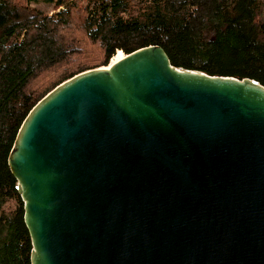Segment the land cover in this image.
I'll list each match as a JSON object with an SVG mask.
<instances>
[{
  "label": "water",
  "instance_id": "obj_1",
  "mask_svg": "<svg viewBox=\"0 0 264 264\" xmlns=\"http://www.w3.org/2000/svg\"><path fill=\"white\" fill-rule=\"evenodd\" d=\"M8 166L31 264H264V86L148 45L44 95Z\"/></svg>",
  "mask_w": 264,
  "mask_h": 264
},
{
  "label": "trees",
  "instance_id": "obj_2",
  "mask_svg": "<svg viewBox=\"0 0 264 264\" xmlns=\"http://www.w3.org/2000/svg\"><path fill=\"white\" fill-rule=\"evenodd\" d=\"M0 0V264H31L8 154L30 109L115 53L158 45L173 66L264 86V0ZM71 1V2H70Z\"/></svg>",
  "mask_w": 264,
  "mask_h": 264
},
{
  "label": "rangeland",
  "instance_id": "obj_3",
  "mask_svg": "<svg viewBox=\"0 0 264 264\" xmlns=\"http://www.w3.org/2000/svg\"><path fill=\"white\" fill-rule=\"evenodd\" d=\"M77 1V0H76ZM71 2V1H70ZM86 4V0L84 1V5ZM30 6L34 9L40 10L47 14H52L53 12H57L58 9L53 8V4L43 2L42 0H38L36 2L32 1ZM111 61V60H110ZM110 63V62H109Z\"/></svg>",
  "mask_w": 264,
  "mask_h": 264
},
{
  "label": "bare ground",
  "instance_id": "obj_4",
  "mask_svg": "<svg viewBox=\"0 0 264 264\" xmlns=\"http://www.w3.org/2000/svg\"><path fill=\"white\" fill-rule=\"evenodd\" d=\"M122 56H123V53L120 50H118L115 53V55L111 58V61H110L109 65L113 64L114 62H116L117 60H119L120 58H122Z\"/></svg>",
  "mask_w": 264,
  "mask_h": 264
}]
</instances>
